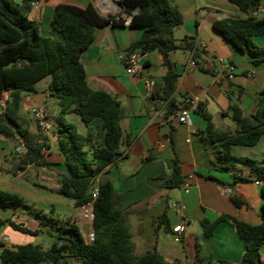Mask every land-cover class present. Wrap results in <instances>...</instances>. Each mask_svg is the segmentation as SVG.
I'll return each instance as SVG.
<instances>
[{
	"label": "crops",
	"instance_id": "0c3cea01",
	"mask_svg": "<svg viewBox=\"0 0 264 264\" xmlns=\"http://www.w3.org/2000/svg\"><path fill=\"white\" fill-rule=\"evenodd\" d=\"M14 1L22 3L24 0ZM172 2L184 16L183 25L177 29L181 37L175 38L195 37L201 55L197 67L193 68L190 65L194 60L192 52L177 50L172 53L178 74L173 98L179 104L185 97L200 98L217 129L234 131L235 124L227 115L230 106L237 104L247 116L256 114L260 91L264 90V64L251 63L247 55L239 52L216 31L214 23L230 16H242L243 13L227 0ZM63 4L80 8L93 5L103 15H116L122 11L117 0H42L40 6L31 9L29 18L37 22L43 36H49L55 9ZM122 16L126 18L124 26L109 24L96 29L93 42L81 55V62L89 85L115 97L123 109L120 121L122 157L106 167L105 172L113 184L116 205L126 214L134 253L140 256L156 249L165 261L176 264H194L199 258L201 264H240L246 249L235 226L222 221L213 236L205 237L201 224L204 219L214 221L227 215L258 225L264 202L261 184L256 183L255 174L249 166L239 164L233 173L216 168V148L212 144H204L199 134L205 130L207 122L195 110L191 113V125L179 123L177 114L165 118L159 115L161 106L154 96L160 91L166 73L163 56L158 52L148 53L142 75H128L119 56L128 53L129 46L141 38L143 29L131 27V17ZM254 41L264 46V36L255 37ZM218 58L235 65L234 80H220ZM149 79L157 82L152 96L146 88ZM50 81L51 78L46 77L38 82L36 91L25 96L21 108V113L30 120V131L37 135L41 143L48 145L44 152L50 167L23 164V156L19 154L10 158L6 154L8 139L0 135V172L10 174V169H13L16 177H35L38 188L60 195L57 190L68 171L58 150L56 136L40 132L28 111L32 106H45L56 128L60 110L56 98L49 92ZM2 97H9L8 92H4ZM65 120L74 125L81 135L92 139L97 147L105 146L101 119L85 123L79 115L69 113ZM10 140L16 149L18 138ZM232 152L236 157L261 161L264 159V136L257 145L234 146ZM176 160L183 183L189 184L188 189L181 185L173 188L166 186L173 175ZM208 176L219 181L210 180ZM234 176L251 179L231 186ZM7 186L17 192L15 195L23 192L16 185ZM228 189L232 191L230 194ZM233 198L240 201V206L234 204ZM71 203L74 205L73 200ZM75 210V217L64 221L65 225L56 229L60 232L66 224H73L84 237L93 227L83 219L79 207ZM164 215L167 221L162 223L159 219ZM182 222H186L184 232L175 233L173 229ZM2 235L9 237L8 248L27 244L24 238L27 234L13 230L8 223L0 230V237ZM260 254L264 262V244Z\"/></svg>",
	"mask_w": 264,
	"mask_h": 264
},
{
	"label": "trees",
	"instance_id": "16d2710c",
	"mask_svg": "<svg viewBox=\"0 0 264 264\" xmlns=\"http://www.w3.org/2000/svg\"><path fill=\"white\" fill-rule=\"evenodd\" d=\"M31 1L0 0V99L4 92L9 93L6 106L0 113V135L7 139L19 138L25 143L27 153L22 157L23 164L50 167L44 152L48 145L41 143L30 131V120L21 113L25 96L36 91L38 82L50 77L49 92L56 98L60 110V120L55 128L56 143L68 171L57 191L72 199L75 207H81L93 200L91 190L94 180L98 179L99 193L94 202L93 222L95 240L90 244L85 242L77 226L66 224L46 250L30 243L16 248L0 246V264H42L45 261L68 264V260H74L76 264H176L165 261L156 249L140 256L134 253L126 214L117 207L113 184L105 172L106 167L122 157L120 121L123 109L115 97L89 85L81 55L93 42L97 28L109 24L124 26L126 18L122 14L131 17L130 26L142 28L143 33L127 51L158 52L163 56L166 73L162 87L154 97L166 102V117L176 115L180 104L173 96L178 74L171 55L177 50L190 51L197 64L201 56L195 37L177 40L174 36L175 30L184 23L182 12L172 0H122V11L116 15H103L93 5L80 8L63 4L56 7L50 34L45 37L37 22L29 18ZM227 1L242 13H248L264 0ZM214 27L239 52L247 55L251 63L264 64V46L254 41L255 37L264 36V18L230 16L216 21ZM195 111L207 122L205 130L199 134L204 144H212L216 148V168L233 173L239 164L249 166L255 174L254 180L261 184L264 200V159L240 158L232 152L234 146L253 147L264 136V90L260 91L258 111L252 116L245 115L237 104L230 106L227 115L235 124L234 131L217 129L204 103L200 102ZM69 113L79 115L85 123L101 119L105 146L97 147L92 139L81 135L65 120ZM207 178L219 181L213 176ZM249 179L234 176L231 186ZM181 184L183 178L176 160L173 175L166 186L173 188ZM233 202L240 206L237 199L233 198ZM0 204L22 206L24 200L18 195L0 191ZM159 220L165 223L167 218L164 215ZM222 221L235 226L245 245L240 264H264L260 254L264 244V202L258 225L223 215L214 221H202L204 236H213ZM5 223L15 231L31 236L42 232L13 220L0 222ZM200 262L199 258L194 264Z\"/></svg>",
	"mask_w": 264,
	"mask_h": 264
},
{
	"label": "built area",
	"instance_id": "2783aa9c",
	"mask_svg": "<svg viewBox=\"0 0 264 264\" xmlns=\"http://www.w3.org/2000/svg\"><path fill=\"white\" fill-rule=\"evenodd\" d=\"M119 6L122 5V0H117ZM42 3V0H32L31 6L32 8H36L40 6ZM242 18H264V1L257 6L256 8L250 10L248 13H243L242 16H239ZM148 53L141 52L140 50L134 51V52H128L120 54L119 59L121 63L123 64L125 71L128 75L134 76V77H140L144 71L145 62L147 60ZM217 64L220 66L219 69V78L220 80H229L232 81L236 77V67L233 63L224 60L223 58H218L216 60ZM191 67L196 68L197 63L193 60L190 63ZM157 87V82L154 79H149L146 82V88L150 96H152L155 92V89ZM9 94V93H8ZM8 100V97H2L0 99V113L3 112L6 101ZM200 98L198 97H185L182 100V103L179 105L178 113H177V120L179 123L182 124H192L191 120V113L192 110H195L197 106L200 104ZM159 105L161 106V109L159 111V115L162 116V118L166 117L167 113V107L166 102L159 100ZM31 120L33 124L36 126V128L45 134H48L49 136H56L55 135V125L53 124L51 120V114L49 110L45 106H32L28 109ZM15 152L19 155L24 156L27 153V147L25 143L18 138L17 141V147L15 149ZM257 184H260V182L256 181ZM181 186L185 189L189 188V184L183 183ZM93 194V200L89 201L88 203L82 205L79 207L81 211V215L84 220H86L92 227L93 222L95 219V213H94V202L95 199L98 196L99 188H98V179L94 180L92 190ZM231 189L227 190V193H231ZM185 224L186 222H182L178 226H176L173 231L175 233H183L185 230ZM84 240L87 243H93L95 240V233L94 228L88 232V234L84 235ZM9 237L6 235H2L0 237V246L7 247L9 245Z\"/></svg>",
	"mask_w": 264,
	"mask_h": 264
},
{
	"label": "rangeland",
	"instance_id": "374dc122",
	"mask_svg": "<svg viewBox=\"0 0 264 264\" xmlns=\"http://www.w3.org/2000/svg\"><path fill=\"white\" fill-rule=\"evenodd\" d=\"M174 34L177 38L181 37L180 31L177 29ZM51 120L54 121L52 118ZM6 154L10 158L18 156L15 153V144L10 139H8ZM36 183L38 182L35 177L32 178L28 175L16 177L13 169H10V174L0 172V191L9 194L17 193L7 186L9 184L16 185L23 190L18 195L24 200L22 206L0 204V222L13 220L18 223L23 222L30 227H39L42 233L38 236L24 235L25 243L38 245L46 250L50 248L59 233L56 227L65 225L64 221L74 218L76 210L70 198L40 189ZM3 225L0 224V230ZM76 263L74 260H68V264ZM42 264L52 263L45 261Z\"/></svg>",
	"mask_w": 264,
	"mask_h": 264
},
{
	"label": "water",
	"instance_id": "95a60500",
	"mask_svg": "<svg viewBox=\"0 0 264 264\" xmlns=\"http://www.w3.org/2000/svg\"><path fill=\"white\" fill-rule=\"evenodd\" d=\"M120 8H122V5L120 6Z\"/></svg>",
	"mask_w": 264,
	"mask_h": 264
}]
</instances>
